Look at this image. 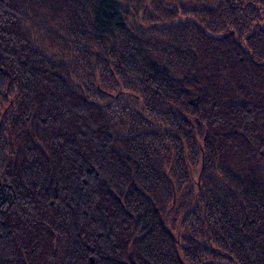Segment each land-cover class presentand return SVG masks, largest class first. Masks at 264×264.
Returning a JSON list of instances; mask_svg holds the SVG:
<instances>
[{
    "label": "trees",
    "instance_id": "16d2710c",
    "mask_svg": "<svg viewBox=\"0 0 264 264\" xmlns=\"http://www.w3.org/2000/svg\"><path fill=\"white\" fill-rule=\"evenodd\" d=\"M207 1L0 0V264H264V0Z\"/></svg>",
    "mask_w": 264,
    "mask_h": 264
},
{
    "label": "rangeland",
    "instance_id": "374dc122",
    "mask_svg": "<svg viewBox=\"0 0 264 264\" xmlns=\"http://www.w3.org/2000/svg\"><path fill=\"white\" fill-rule=\"evenodd\" d=\"M172 1L175 2L176 5L183 6L186 9H196V8H201L202 6H205V5L206 6L210 5V2L207 0H205V1H203V0L202 1L201 0H181L178 2L176 0H172ZM214 1H217V0H214ZM258 15H259V18H260L259 20H260L261 27H262L264 25V17L262 15V13H259ZM194 176H196V175L194 174Z\"/></svg>",
    "mask_w": 264,
    "mask_h": 264
},
{
    "label": "bare ground",
    "instance_id": "6f19581e",
    "mask_svg": "<svg viewBox=\"0 0 264 264\" xmlns=\"http://www.w3.org/2000/svg\"><path fill=\"white\" fill-rule=\"evenodd\" d=\"M201 171H202V167H201L200 173H201ZM199 179H200V174H198V177H197L198 181H199ZM173 195H174V193H173Z\"/></svg>",
    "mask_w": 264,
    "mask_h": 264
},
{
    "label": "water",
    "instance_id": "95a60500",
    "mask_svg": "<svg viewBox=\"0 0 264 264\" xmlns=\"http://www.w3.org/2000/svg\"><path fill=\"white\" fill-rule=\"evenodd\" d=\"M91 263H92V261H91Z\"/></svg>",
    "mask_w": 264,
    "mask_h": 264
}]
</instances>
